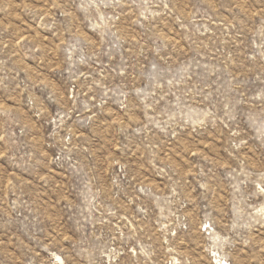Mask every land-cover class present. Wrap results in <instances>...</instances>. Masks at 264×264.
<instances>
[{
  "label": "rangeland",
  "instance_id": "1",
  "mask_svg": "<svg viewBox=\"0 0 264 264\" xmlns=\"http://www.w3.org/2000/svg\"><path fill=\"white\" fill-rule=\"evenodd\" d=\"M0 264H264V0H0Z\"/></svg>",
  "mask_w": 264,
  "mask_h": 264
}]
</instances>
